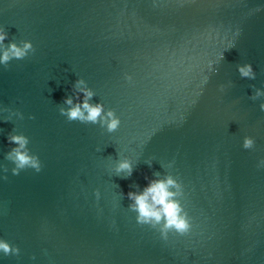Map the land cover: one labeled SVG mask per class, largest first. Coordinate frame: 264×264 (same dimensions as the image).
I'll return each mask as SVG.
<instances>
[{
    "label": "water",
    "instance_id": "95a60500",
    "mask_svg": "<svg viewBox=\"0 0 264 264\" xmlns=\"http://www.w3.org/2000/svg\"><path fill=\"white\" fill-rule=\"evenodd\" d=\"M0 26L35 48L0 66V264H264V0H0ZM79 78L116 132L60 114ZM19 133L40 172L12 174ZM168 175L192 228L165 240L127 193Z\"/></svg>",
    "mask_w": 264,
    "mask_h": 264
},
{
    "label": "clouds",
    "instance_id": "9594fccd",
    "mask_svg": "<svg viewBox=\"0 0 264 264\" xmlns=\"http://www.w3.org/2000/svg\"><path fill=\"white\" fill-rule=\"evenodd\" d=\"M34 51L35 48L31 40H23L19 43L13 39L9 40L8 31L0 26V66H7L13 60H23ZM222 57L223 54L221 59ZM238 71L243 78L256 79V71L251 63L239 65ZM128 79L130 80L131 77ZM72 87L74 96H67L64 99V103L68 107L60 108L61 115L70 122L100 124L107 133H114L119 129L121 118L114 109L106 110L102 102L91 103L96 93L88 86L87 80L79 78ZM260 97H264V89H256L251 99L256 100ZM260 109L264 111V103L260 104ZM20 115L23 117V113ZM8 143L15 145L7 153V158L15 164L11 170L13 175H19L26 168L34 169L36 172L42 170L43 165L39 156L32 154L28 147L30 143L28 136L22 133L9 134ZM255 143L253 137L246 136L243 141V148L253 149ZM97 151L100 149L98 148ZM257 167L264 169V159L258 162ZM7 171L8 169L5 168L4 172ZM112 171L121 178L131 176L134 171V162L132 159L124 157L115 164ZM4 178L6 179V177ZM145 178L148 179V177ZM183 195V185L173 175H168L163 179H151L143 191L127 193L128 199L132 201L129 207L137 213L136 222L141 225H150L152 228L160 226V235L165 240L168 239L170 232L184 235L189 233L192 228L188 212L185 211L181 200L178 199ZM97 196H99V192H97ZM0 254L19 255L20 248L14 247L7 240L0 238Z\"/></svg>",
    "mask_w": 264,
    "mask_h": 264
}]
</instances>
